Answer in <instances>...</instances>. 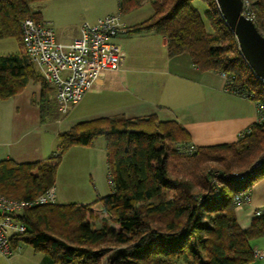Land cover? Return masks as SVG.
<instances>
[{
	"label": "trees",
	"instance_id": "1",
	"mask_svg": "<svg viewBox=\"0 0 264 264\" xmlns=\"http://www.w3.org/2000/svg\"><path fill=\"white\" fill-rule=\"evenodd\" d=\"M39 1L0 0V39L21 42V21L41 19L33 9ZM142 1L118 0L119 13L139 8ZM195 1L152 0L151 15L129 32L153 31L166 39L169 57L188 53L199 69L225 74L226 88L261 102L264 115V83L247 65L215 0H198L206 5L202 11ZM248 2L264 35V0ZM30 79L41 83V121L58 117L50 87L36 73L22 42L19 53L0 55V99L16 95ZM99 136L105 138L110 193L87 204L52 202L25 209L20 217L27 229L12 238L13 247L29 244L50 264H248L255 258L250 240L264 234V214L241 229L233 196L247 191L264 171L254 166L264 154V119L235 143L191 151L190 135L176 121H159L155 115L83 120L60 133L56 150L44 159L0 160V192L34 199L54 187L69 147L90 145ZM95 210L102 213L99 227L94 226Z\"/></svg>",
	"mask_w": 264,
	"mask_h": 264
},
{
	"label": "crops",
	"instance_id": "2",
	"mask_svg": "<svg viewBox=\"0 0 264 264\" xmlns=\"http://www.w3.org/2000/svg\"><path fill=\"white\" fill-rule=\"evenodd\" d=\"M33 9L40 12L41 19L50 22L59 40L68 42L79 34L80 25L69 30L54 27L53 19L41 9ZM109 12H119L118 0L115 10L95 19ZM133 12L121 14L128 26L140 22L138 18L130 21ZM115 41L124 52L120 69L105 74L94 84L76 104L78 111L74 117L68 120L61 116L47 117L41 121L38 105L41 83L34 79L16 95L0 99V160L26 163L44 159L56 150L60 133L77 122L100 116L155 115L159 121H176L189 133L190 144L195 147L235 143L258 121L254 100L230 92L222 73L199 69L188 53L169 57L166 39L161 35L153 31L124 33ZM51 90L48 96L54 101V89ZM96 141L105 146V138L99 136L90 145H73L67 150L76 149L74 158H78L94 149ZM73 172L66 179V189L54 184L55 202L87 204L106 194L101 184L85 183ZM246 189L249 200L234 207L237 225L243 230L264 214V171ZM250 245L253 250L264 251V234L252 238ZM0 264L50 263L42 253H17L8 258L0 252ZM248 264H264V258H254Z\"/></svg>",
	"mask_w": 264,
	"mask_h": 264
},
{
	"label": "built area",
	"instance_id": "3",
	"mask_svg": "<svg viewBox=\"0 0 264 264\" xmlns=\"http://www.w3.org/2000/svg\"><path fill=\"white\" fill-rule=\"evenodd\" d=\"M242 3L241 13L253 20L248 0H242ZM121 18L120 13L113 12L94 22L84 21L79 34L68 42L59 40L53 26L46 20L26 17L21 21L22 45L41 78L54 89L58 111L67 113L105 74L120 69L124 52L115 38L129 31ZM255 102L258 121H261L264 119L261 102ZM193 148L190 145L189 151ZM257 165L264 167V154L255 162L254 166ZM235 176L242 178L244 174L235 173ZM108 182L112 184L110 176ZM248 200L249 193L246 191L233 196L235 207ZM52 202H55L54 187L31 200L9 197L0 192V252L4 256L10 258L20 249V245L13 247L11 241L27 229L25 220L20 217L22 212L32 206ZM253 254L255 258H264L262 250H253Z\"/></svg>",
	"mask_w": 264,
	"mask_h": 264
},
{
	"label": "rangeland",
	"instance_id": "4",
	"mask_svg": "<svg viewBox=\"0 0 264 264\" xmlns=\"http://www.w3.org/2000/svg\"><path fill=\"white\" fill-rule=\"evenodd\" d=\"M151 2L152 0H143L141 6L133 10L134 12L131 13L132 18L130 19V21H134V18L140 19L139 21H142V19L147 18L152 13L149 4ZM116 3L117 0H42L37 3H34L33 7H36L37 10L41 9L49 18L53 19L52 21L54 27H60L63 30H69L74 28L75 26H81L84 21L94 22L96 20L95 18L98 15L105 13L109 10H115ZM195 4L197 5L200 11H202L206 6L202 1L198 0L195 1ZM121 19H123V16ZM124 23L126 24V22ZM127 27L130 28L131 26L127 25ZM127 33L130 32L128 31ZM20 48V40H16L14 37H6L0 39V54H16L19 53ZM51 88L52 87L50 86L47 91L52 92ZM55 103L56 102H54V104ZM77 111L78 107L76 108V105H74L68 110L67 113L58 111V116H61L63 117V119L65 118L66 120H68L74 117ZM57 141L58 140L55 137V143ZM98 144L99 141H96V146H94V149L90 150L88 154H84L78 158H74V152L76 149L66 150L63 153L55 176V183L57 188L60 187L62 189H66V179L72 176V174L74 173L73 171H76L78 173L77 175L80 177L81 180H83V182H97L103 186V189L106 194L110 192L111 186L108 182L107 177L108 169L105 146H99ZM51 153L52 152H50L48 156H50ZM96 213L98 215V218L94 221V226L99 227L102 224L101 218L99 217L102 213L99 210H97ZM51 222L55 224L56 229H61L58 221L54 220L52 217ZM18 253L40 254V252H35L33 247L29 244H21Z\"/></svg>",
	"mask_w": 264,
	"mask_h": 264
},
{
	"label": "water",
	"instance_id": "5",
	"mask_svg": "<svg viewBox=\"0 0 264 264\" xmlns=\"http://www.w3.org/2000/svg\"><path fill=\"white\" fill-rule=\"evenodd\" d=\"M226 25L236 38L237 46L255 76L264 80V35L253 20L242 13V0H215Z\"/></svg>",
	"mask_w": 264,
	"mask_h": 264
},
{
	"label": "bare ground",
	"instance_id": "6",
	"mask_svg": "<svg viewBox=\"0 0 264 264\" xmlns=\"http://www.w3.org/2000/svg\"><path fill=\"white\" fill-rule=\"evenodd\" d=\"M248 132V131H247ZM250 167V166H249ZM238 171V170H237ZM248 178V177H247ZM250 179V178H249ZM242 181V180H241Z\"/></svg>",
	"mask_w": 264,
	"mask_h": 264
}]
</instances>
